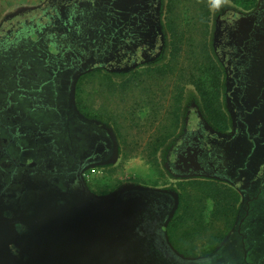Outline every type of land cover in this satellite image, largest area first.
Returning a JSON list of instances; mask_svg holds the SVG:
<instances>
[{
    "label": "flooded vegetation",
    "instance_id": "af4514ba",
    "mask_svg": "<svg viewBox=\"0 0 264 264\" xmlns=\"http://www.w3.org/2000/svg\"><path fill=\"white\" fill-rule=\"evenodd\" d=\"M168 3L44 0L2 19L0 204L7 197L11 207L4 216H17L42 189L104 196L143 186L180 194L177 183L219 182L239 194L236 219L211 254L191 257L193 264H264V0L250 11L215 0L210 65L190 68L181 58L163 78L165 113L175 95L181 119L159 153L164 185L119 179L124 152L113 124L83 93L80 103L78 86L88 74L102 70L120 80L175 62ZM29 12L35 13L29 20H16ZM154 208L148 230L157 247H166L162 231L172 200ZM17 230L28 229L17 224Z\"/></svg>",
    "mask_w": 264,
    "mask_h": 264
},
{
    "label": "water",
    "instance_id": "95a60500",
    "mask_svg": "<svg viewBox=\"0 0 264 264\" xmlns=\"http://www.w3.org/2000/svg\"><path fill=\"white\" fill-rule=\"evenodd\" d=\"M32 8H18L15 14ZM164 200H172L173 208L163 224L166 247H157L147 220ZM179 201L176 191L143 186L104 196L42 189L17 216L6 218L4 212L11 209L6 197L0 204V264H193L196 258L178 252L166 230ZM17 224L28 230L20 233Z\"/></svg>",
    "mask_w": 264,
    "mask_h": 264
},
{
    "label": "trees",
    "instance_id": "16d2710c",
    "mask_svg": "<svg viewBox=\"0 0 264 264\" xmlns=\"http://www.w3.org/2000/svg\"><path fill=\"white\" fill-rule=\"evenodd\" d=\"M222 1L232 3L245 11L252 10L258 3V0ZM168 2L167 19L173 44L172 58L175 60L174 63H169L167 68L157 66L142 69L133 78H126L125 76L121 77L120 80L115 79L110 73L99 70L85 76L78 86L80 103L81 93H83L84 98L89 95L84 84L98 82L105 88L107 87L109 91L114 89V92L119 91L121 93H129L131 89L140 88L145 96L143 99L142 94L139 98L142 103L139 102L138 104V119H142L144 115L148 114L149 106H151L154 111L153 117L149 118L150 122L152 125L159 123L157 131L150 135L147 140L142 154L146 162L158 171L162 167L159 153L164 151L165 146L172 139L181 123L179 113L176 111L180 104L178 98L172 95L170 110L165 113L163 118H157L156 116L162 107L160 100L158 96L155 99V95L149 96L150 90L143 84L147 80L164 81L163 78L173 72L174 68L179 65L181 58H188L187 66L190 68L191 66L208 67L212 58L209 53L212 50L210 40L212 22L217 16L213 9L215 0H168ZM181 64L183 67H187L185 63ZM212 65L216 68L215 81H218L219 65L216 61L212 62ZM95 91L98 90L95 89ZM156 106H159L158 110ZM92 108L94 107L92 106ZM95 113L102 121L113 124L124 152V159L130 157L133 148L123 132L122 122L112 112L109 113L101 109L96 110ZM135 118L132 116L131 119L128 116V119L125 118V120L130 119L134 123V127H137L138 121ZM177 185L181 192L179 194L176 191L180 200L179 208L166 229L170 242L185 257L207 256L216 249L234 225L238 211L239 194L223 183L207 180L177 183Z\"/></svg>",
    "mask_w": 264,
    "mask_h": 264
},
{
    "label": "rangeland",
    "instance_id": "374dc122",
    "mask_svg": "<svg viewBox=\"0 0 264 264\" xmlns=\"http://www.w3.org/2000/svg\"><path fill=\"white\" fill-rule=\"evenodd\" d=\"M44 0H0V22L2 19L7 17V15L14 13L16 9L21 7H35L42 3ZM41 11H39L40 13ZM35 13H26L22 17H17L16 20H29ZM13 21L14 23L16 22ZM222 33H224L225 29L222 28ZM221 38V36H220ZM222 39V38H221ZM234 40V38H233ZM221 45L224 46V43ZM229 45V44H228ZM230 49V47H229ZM173 81V80H172ZM143 86H147L150 90L149 96H158L160 103L162 105L160 112L157 118H163L165 115V111L169 105V101L164 98V94L162 92L164 88V81H156V80H147ZM86 90L89 95L86 96L87 102H90L95 110L108 111L109 113H114L117 119L122 122L124 128L123 132L128 137V142L132 146L133 150L130 152V157L124 159L121 164L117 168V177L119 179H135L140 180L153 185H164V179L166 178L165 170L161 167V170H156L153 166L146 162L144 158L143 149L146 147L147 140L150 135L154 134L158 128V122L154 125L150 122V117H153V107L149 106L148 114L144 115L142 119H138L137 114L139 112L138 104L142 103V100L139 98L144 93L140 90V88L131 89L128 93H121L119 91H115L114 89L109 91L107 87L105 88L103 85L97 83H91L86 86ZM97 89L98 91H95ZM140 90V91H139ZM156 101V100H155ZM140 103V104H141ZM157 110L159 106H156ZM135 110V112H134ZM263 113V111H262ZM157 114V112H156ZM128 116L132 119V116H135L138 121V126L134 127V123L128 119ZM147 119H149L147 121ZM161 121V119H160ZM134 145V146H133ZM130 151V150H129ZM164 177V178H162ZM168 178V177H167Z\"/></svg>",
    "mask_w": 264,
    "mask_h": 264
}]
</instances>
